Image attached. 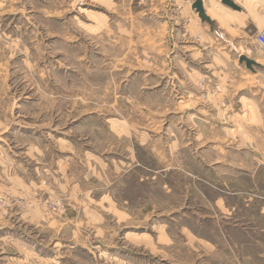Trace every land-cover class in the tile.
<instances>
[{"label":"rangeland","instance_id":"1","mask_svg":"<svg viewBox=\"0 0 264 264\" xmlns=\"http://www.w3.org/2000/svg\"><path fill=\"white\" fill-rule=\"evenodd\" d=\"M195 1L0 0V264H264V0Z\"/></svg>","mask_w":264,"mask_h":264},{"label":"water","instance_id":"2","mask_svg":"<svg viewBox=\"0 0 264 264\" xmlns=\"http://www.w3.org/2000/svg\"><path fill=\"white\" fill-rule=\"evenodd\" d=\"M222 3L231 7L232 9L234 10H241L242 8L236 4L233 0H222ZM193 7L197 10V12H199L200 16L206 20L208 19L206 14H205V10H204V7H203V3H202V0H196ZM240 61L243 62L245 61L246 62V65L250 68V69H253V66L256 65V66H259L260 64L255 61L254 59H250L249 57H247L246 55H242L241 58H240Z\"/></svg>","mask_w":264,"mask_h":264},{"label":"crops","instance_id":"3","mask_svg":"<svg viewBox=\"0 0 264 264\" xmlns=\"http://www.w3.org/2000/svg\"><path fill=\"white\" fill-rule=\"evenodd\" d=\"M215 1L218 3L217 0H215ZM202 2H203V5H204L205 3H204L203 0H202ZM204 8H205V14H206V16H207L208 19L204 20V19L200 16L199 12H197V11H196V12L198 13L199 18H201V21H202L203 23H208L209 26H210V28L212 29V26L215 25V22H214V21H217V20L213 19V18L208 14V12H207L205 6H204ZM222 8L225 9V7H223V6H222ZM229 8H231V7H229ZM224 9H223V10H224ZM231 9H232V8H231ZM260 9H261V7L258 6V8H257V12H258ZM232 10H234V9H232ZM234 11L241 12L242 9H241V10H234ZM226 13H227V11H226ZM258 14H259V13H258ZM259 64H260V63H259ZM259 66H261V64H260Z\"/></svg>","mask_w":264,"mask_h":264},{"label":"built area","instance_id":"4","mask_svg":"<svg viewBox=\"0 0 264 264\" xmlns=\"http://www.w3.org/2000/svg\"><path fill=\"white\" fill-rule=\"evenodd\" d=\"M255 41L256 43L264 49V27L262 29H259L258 32L255 35Z\"/></svg>","mask_w":264,"mask_h":264}]
</instances>
